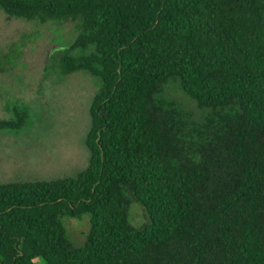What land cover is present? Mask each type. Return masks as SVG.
<instances>
[{"label": "trees", "instance_id": "obj_1", "mask_svg": "<svg viewBox=\"0 0 264 264\" xmlns=\"http://www.w3.org/2000/svg\"><path fill=\"white\" fill-rule=\"evenodd\" d=\"M0 11L74 24L50 66L99 85L87 169L0 185V264H264V0H0ZM172 83L199 119L169 98ZM14 110L0 130L25 125ZM83 215L78 248L62 220Z\"/></svg>", "mask_w": 264, "mask_h": 264}, {"label": "rangeland", "instance_id": "obj_2", "mask_svg": "<svg viewBox=\"0 0 264 264\" xmlns=\"http://www.w3.org/2000/svg\"><path fill=\"white\" fill-rule=\"evenodd\" d=\"M77 33L69 22H28L0 11V61L7 70L0 73V120L16 119L15 108L27 110L29 116L21 128L0 130V185L77 178L89 166L91 105L99 85L90 74L64 75L49 62ZM167 95L195 119L203 115L178 83L167 87ZM130 220L137 227L147 221L138 203L132 204ZM62 221L68 239L83 247L90 215Z\"/></svg>", "mask_w": 264, "mask_h": 264}]
</instances>
